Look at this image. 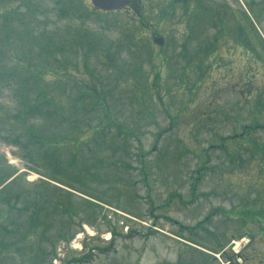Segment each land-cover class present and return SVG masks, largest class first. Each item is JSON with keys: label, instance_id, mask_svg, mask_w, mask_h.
<instances>
[{"label": "rangeland", "instance_id": "rangeland-1", "mask_svg": "<svg viewBox=\"0 0 264 264\" xmlns=\"http://www.w3.org/2000/svg\"><path fill=\"white\" fill-rule=\"evenodd\" d=\"M0 186V264H264V0H0Z\"/></svg>", "mask_w": 264, "mask_h": 264}, {"label": "water", "instance_id": "water-1", "mask_svg": "<svg viewBox=\"0 0 264 264\" xmlns=\"http://www.w3.org/2000/svg\"><path fill=\"white\" fill-rule=\"evenodd\" d=\"M93 5L105 12H119L125 9L131 3V0H91ZM155 42L159 45H164L162 38H156Z\"/></svg>", "mask_w": 264, "mask_h": 264}, {"label": "flooded vegetation", "instance_id": "flooded-vegetation-1", "mask_svg": "<svg viewBox=\"0 0 264 264\" xmlns=\"http://www.w3.org/2000/svg\"><path fill=\"white\" fill-rule=\"evenodd\" d=\"M257 221H259L261 223V227H259V229L257 228V231H260L259 232V235L260 236H264V213L261 212V213H256V218H255ZM256 231L257 235H258V232ZM256 235V234H255ZM251 236V240L249 241L248 244H245L242 248H240L238 251L241 252L243 249L245 250L246 248H249L252 244V241H254V239H256L254 236L252 237ZM243 237H245V235H240L239 236V239H243ZM243 264V263H242ZM259 264H263V261L261 260Z\"/></svg>", "mask_w": 264, "mask_h": 264}, {"label": "trees", "instance_id": "trees-1", "mask_svg": "<svg viewBox=\"0 0 264 264\" xmlns=\"http://www.w3.org/2000/svg\"><path fill=\"white\" fill-rule=\"evenodd\" d=\"M42 102H39V101H37V103L36 102H34V104L31 106V112H32V114H36V113H41L42 112ZM15 176V175H14ZM14 176H12L11 178H13ZM17 177H15V179H16ZM14 179V180H15ZM13 180V181H14ZM12 181V182H13ZM3 184H1V186H2ZM0 186V187H1Z\"/></svg>", "mask_w": 264, "mask_h": 264}]
</instances>
